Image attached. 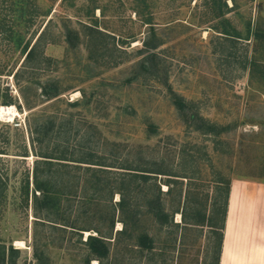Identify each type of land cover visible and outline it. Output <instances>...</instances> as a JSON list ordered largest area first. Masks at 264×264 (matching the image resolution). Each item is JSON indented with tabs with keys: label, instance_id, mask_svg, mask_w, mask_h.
Here are the masks:
<instances>
[{
	"label": "rangeland",
	"instance_id": "1",
	"mask_svg": "<svg viewBox=\"0 0 264 264\" xmlns=\"http://www.w3.org/2000/svg\"><path fill=\"white\" fill-rule=\"evenodd\" d=\"M21 40L36 43L31 57ZM145 41L158 46L148 50ZM150 51L157 53L151 62ZM55 87L60 94L48 98L44 91ZM1 105L17 109L0 114L6 264H98L87 262L89 248L70 227L37 220L31 127L46 119L53 124L44 148L92 149L116 165L65 176L79 184L62 205L82 224L106 229L102 214L112 208L86 177L114 184L129 171L123 163L163 172L157 181L174 222L160 224L143 204L148 185L137 187L140 228L155 236V247L141 250L113 234L105 264H216L215 229L229 184L264 179V0H0ZM195 111L218 130L190 122ZM119 198L115 192L113 201ZM177 207L186 208V219ZM121 218L116 207L114 232Z\"/></svg>",
	"mask_w": 264,
	"mask_h": 264
},
{
	"label": "trees",
	"instance_id": "2",
	"mask_svg": "<svg viewBox=\"0 0 264 264\" xmlns=\"http://www.w3.org/2000/svg\"><path fill=\"white\" fill-rule=\"evenodd\" d=\"M20 44L23 45V49L26 51V58L31 57L35 52L36 43L30 46L29 41H20ZM158 46V43L151 45L145 41V48L150 50ZM144 49H141L143 51ZM156 57L157 53L155 51L149 52L145 59L149 60L152 57ZM44 94L49 98L53 96H58L60 94V89L55 87L53 91H44ZM177 104L180 107L185 106L184 100L177 96ZM73 103H76L75 101ZM191 121L196 124L198 128H205L210 132L217 131V125L214 122L207 121L203 116L199 115L196 111L192 114ZM198 120V121H197ZM51 124L53 121L46 119L42 123H35L31 127L32 145L34 144V149L38 158L35 160V181L33 186V194L35 198V209L36 214L39 217V221L44 223H51L55 228L60 226L64 229L71 228L73 234H78V239L87 244L89 248V254L86 258L87 262L93 258L98 259V264H105V260L109 259L111 255V237L115 235V239L118 237H128L131 240L133 239L137 246L141 250H152L155 247L156 238L153 234L145 229H141L140 224V203L137 200H134L133 197L138 196L136 188L143 190L145 187H148L145 191V197L143 198V204L146 206L147 210L153 215V217L162 225L174 222V213L170 212L164 201L162 199V194L164 190L161 187V184L157 181L158 173H163L155 167V169H141L132 167L131 164L119 165V167L124 168L129 171H123L121 176L117 178L116 183H112L111 180H103V178H91L86 177L87 182L91 184L95 189V193L107 194L105 199H102L101 205H104V202L108 205H112L111 210L107 213L102 214L104 219H107L108 224L106 229L100 227L99 225H85L80 223L79 216H72L73 208H66L62 204V198L73 192V186H78V182L67 184L64 182V178L67 174L70 175L71 171H77L83 166L84 171H93L97 172H111L109 166H116L113 162L108 161L104 156L97 152L96 150L86 149L80 151H72L71 153L67 148L61 144L47 149L44 148V144L51 139ZM36 143L39 144V150L36 149ZM65 144V143H64ZM47 147V146H46ZM3 152V151H0ZM23 155L27 156L28 150L26 149ZM155 176V177H153ZM128 177V178H127ZM77 178H82L78 176ZM154 178V180H152ZM144 184L148 186L144 187ZM167 192L171 190V183L168 182ZM231 183L229 184L227 196L224 200V207L222 208L221 216L219 217L220 227L215 229L217 233V250H216V264H220V258L223 248L224 241V230L226 226V218L228 213V200L230 194ZM30 181L27 182V192L29 193ZM36 191H39L37 193ZM75 191V190H74ZM139 191V190H138ZM119 192V200L113 201L114 193ZM1 195V193H0ZM1 197V196H0ZM91 199V198H90ZM88 201H84L87 203ZM116 207L121 210L123 222V227L121 229L115 230V215ZM186 208L177 207L176 211L181 212L184 218L186 219ZM207 217V216H206ZM210 222H216L215 215L207 217ZM214 225V224H213ZM94 228L95 233L90 232L87 237L84 239V230H91ZM0 247L3 249V255H0V264H6L5 251L6 245L3 244ZM10 249L13 251H19L20 248L14 247L13 244L9 245ZM36 253L39 256L38 247L36 246ZM16 261H13L14 264Z\"/></svg>",
	"mask_w": 264,
	"mask_h": 264
},
{
	"label": "crops",
	"instance_id": "3",
	"mask_svg": "<svg viewBox=\"0 0 264 264\" xmlns=\"http://www.w3.org/2000/svg\"><path fill=\"white\" fill-rule=\"evenodd\" d=\"M220 264H264V179H232Z\"/></svg>",
	"mask_w": 264,
	"mask_h": 264
},
{
	"label": "bare ground",
	"instance_id": "4",
	"mask_svg": "<svg viewBox=\"0 0 264 264\" xmlns=\"http://www.w3.org/2000/svg\"><path fill=\"white\" fill-rule=\"evenodd\" d=\"M16 107L14 105H1L0 106V114L6 113L9 117L13 116L16 113ZM18 244L22 245V241H17Z\"/></svg>",
	"mask_w": 264,
	"mask_h": 264
}]
</instances>
